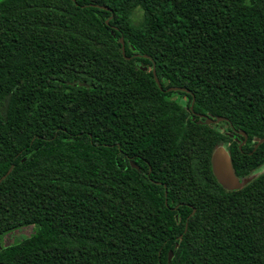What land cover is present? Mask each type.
<instances>
[{
	"label": "trees",
	"instance_id": "16d2710c",
	"mask_svg": "<svg viewBox=\"0 0 264 264\" xmlns=\"http://www.w3.org/2000/svg\"><path fill=\"white\" fill-rule=\"evenodd\" d=\"M261 139L264 0H0V264H264Z\"/></svg>",
	"mask_w": 264,
	"mask_h": 264
},
{
	"label": "water",
	"instance_id": "95a60500",
	"mask_svg": "<svg viewBox=\"0 0 264 264\" xmlns=\"http://www.w3.org/2000/svg\"><path fill=\"white\" fill-rule=\"evenodd\" d=\"M73 1H76V0H73ZM104 9L108 10V8H104ZM121 45H122L123 55L125 56L126 55V47H125L124 38H121ZM135 57H142V55L138 54ZM143 57H146V56H143ZM128 59H130V58H128ZM153 73H154L155 81H156L158 87L161 90H163L162 84L156 75L155 67H153ZM167 91L168 92L179 91V92L186 93V94L190 93V91L187 89L177 88V87L169 88V89H167ZM193 106H194V101L191 104V107H190L191 110H193ZM199 117L201 118L199 123L203 124V125L211 126V125L220 124L221 122H228V119L222 118V117L214 118V117H210L208 115H199ZM240 134L242 136H244V141L240 144V149H241L247 143L248 136L243 131L240 132ZM263 143H264V139L259 140L255 149H257ZM133 167L138 168L136 165H133ZM212 170H213V173H214L217 181L219 182V184L227 191L240 190L253 181L251 178L246 177V178L241 179L236 175L230 152L224 144L217 147L215 149V151L213 152ZM11 171H12V168H11L10 172ZM182 238H183V236L180 237V239H182ZM176 247L178 248V245ZM169 255H170L169 256V262H171V260L173 259V252L171 251Z\"/></svg>",
	"mask_w": 264,
	"mask_h": 264
},
{
	"label": "rangeland",
	"instance_id": "374dc122",
	"mask_svg": "<svg viewBox=\"0 0 264 264\" xmlns=\"http://www.w3.org/2000/svg\"><path fill=\"white\" fill-rule=\"evenodd\" d=\"M174 98L180 102L184 107H187L188 105V99L185 96L182 95H175ZM221 131H226V126H221L220 127ZM228 149L229 145H225ZM264 173V166L260 167L259 169H257L256 171H254L249 177L247 178H251L252 180L256 179L259 175ZM33 232V227H26L22 230H18V231H14L11 232L3 237H0V249L1 248H6L8 246L14 245V244H18L20 242H22L23 240L27 239L30 237V235Z\"/></svg>",
	"mask_w": 264,
	"mask_h": 264
},
{
	"label": "flooded vegetation",
	"instance_id": "af4514ba",
	"mask_svg": "<svg viewBox=\"0 0 264 264\" xmlns=\"http://www.w3.org/2000/svg\"><path fill=\"white\" fill-rule=\"evenodd\" d=\"M197 115V114H196ZM196 117V116H195ZM197 117H199V115H197ZM200 118V117H199ZM201 119V118H200ZM230 136H232V135H230ZM242 143V142H241Z\"/></svg>",
	"mask_w": 264,
	"mask_h": 264
}]
</instances>
